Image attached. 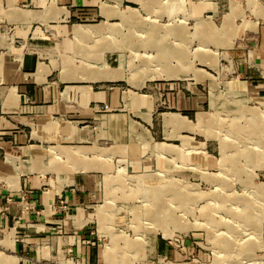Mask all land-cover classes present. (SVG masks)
I'll list each match as a JSON object with an SVG mask.
<instances>
[{
	"label": "rangeland",
	"instance_id": "obj_1",
	"mask_svg": "<svg viewBox=\"0 0 264 264\" xmlns=\"http://www.w3.org/2000/svg\"><path fill=\"white\" fill-rule=\"evenodd\" d=\"M155 1L157 14H149L158 16L157 20L148 19L147 11L138 8L119 9L121 0L114 6L101 2L106 21L98 15L71 16L67 23H79L70 27L71 35L57 33L52 39L57 45L51 51L54 58L46 55L52 66L40 63L38 80L61 66L64 80H113L102 86L115 85L122 91L141 87L138 92L148 93L154 104V120L152 127L147 126L150 133L134 123L132 134L123 121L118 141L102 138L94 143H66L82 147L62 145L56 139V144L46 149L32 148L37 153L30 158V170L56 174L49 192L76 181L69 171L88 172L97 180L87 225L93 230L90 243L82 238L80 246L77 242L72 246L65 230L58 228L54 235L59 238L49 236L33 244L41 250L45 246L57 261L68 264H264V67L254 65L257 74L253 77L241 71L260 52L253 24L264 26V14L259 10L264 11V0ZM4 4L0 0V33L8 37L23 25L13 21H22L29 13L11 3L4 10ZM169 6L173 9L167 16L163 7ZM229 13L236 15L235 24L244 19L247 26L240 27L229 45L217 46L206 33L211 38L215 34L221 37L218 32L224 33L226 23L222 24ZM37 25L41 30L38 36L46 44L45 38L51 35L42 24ZM27 39L13 38V43L18 40L16 48L25 50L31 47ZM51 78L60 79L59 68ZM168 87L185 88L187 95H196L197 109L184 112L195 130L180 115L165 119V123L169 117L176 120L169 126L186 129L183 133L187 136L162 133L161 112L170 106ZM126 98L146 104L138 93L129 92ZM72 118L91 129L108 132L112 127L105 114L98 119ZM55 126L49 120L45 128ZM131 145L132 153L113 154V147ZM18 168L14 173H0V180L12 183ZM54 176L49 175L51 179ZM144 179L151 182L146 186L152 191L137 187ZM157 189L159 195L150 196ZM176 192L182 194L174 196ZM28 209L24 201L23 210ZM86 245L94 247L91 252ZM57 261L46 260V264Z\"/></svg>",
	"mask_w": 264,
	"mask_h": 264
},
{
	"label": "crops",
	"instance_id": "obj_2",
	"mask_svg": "<svg viewBox=\"0 0 264 264\" xmlns=\"http://www.w3.org/2000/svg\"><path fill=\"white\" fill-rule=\"evenodd\" d=\"M169 1L163 0L162 3L169 4ZM101 2L112 6L118 4V0H4V10H8L9 3H11L23 11H28L29 14L22 21H13L21 22L23 25L13 29L10 36L7 37L0 33V173H14L18 166L21 171L13 177L12 183L0 180V253L11 255L13 258L1 256V264H8L10 261L17 262L16 260H18L17 264H46V260L57 261L51 250L47 251L45 246L41 250L33 243L49 236L53 240L59 238L60 236L54 235L57 234L58 228L65 230L67 238L72 241V246L76 242L80 246L78 242L82 238L86 239L85 241L88 243L93 238V230H90L87 225L90 221L89 217L92 215L90 203L96 196L97 180L95 176L80 170L69 171L76 181L65 185L58 192H49L54 187L56 174L54 172L40 174L30 170L31 153L29 151L32 148L46 149L50 144L55 145L56 139L62 145L82 147L84 146L72 143H92V141L94 143V140L102 138L118 141L123 131L121 128L123 121L130 134H132L134 123L139 129L145 128L148 131L147 126L152 127L153 125L154 104L148 93L138 92L141 87L132 86L133 89L127 88L122 91L115 85L102 86V84L110 83L113 80L94 82L64 80L62 79L61 66V68L58 66L52 68L43 80L37 78L40 63L52 66L51 58L46 56L52 54L54 58L51 51L55 50L57 45L52 39H55L57 33L71 35L70 27L79 24H69L67 18L78 15L91 18L98 15L102 16L103 21H106V18L101 14ZM155 2L157 1L121 0L119 9L123 10L129 6L147 11V18L154 21L158 16L154 18L150 14L155 13L157 9L153 8ZM209 7L212 6L209 5ZM166 8L163 7V11H167L163 13L170 14L173 8L170 6ZM175 10L176 8L173 11L175 12ZM259 10L261 14H264L262 9ZM140 16L142 15L140 14ZM3 17L11 21L6 16ZM235 17L234 14H225L222 24L223 27L226 23L225 31L224 33L218 32L223 35L217 37L215 34L217 37L215 40V37L211 38L207 32V37L211 41L214 40L213 42L217 46L229 45L232 39L234 41L235 38L232 36L238 33L240 27H244L245 24L247 26L244 19L243 23L235 24ZM57 22H62V24H57ZM38 23L44 26L45 33L51 35L45 38V43L48 41L46 44H43L38 36L41 32ZM213 24L217 29L215 22ZM253 25V37L259 36L261 44L257 58L254 57V61L250 58L248 63L242 66L241 71L247 77L256 76L257 71L253 70L254 65L259 68L264 67V26L258 27L256 23ZM216 32L215 30L214 33ZM26 36L31 47L25 50L17 49L18 45L15 42L18 40L13 43V38L21 37V40L25 42ZM42 45L47 48L43 47L42 49ZM41 51L42 53H40ZM57 68L60 69L58 81L51 78ZM240 82L244 81L240 80ZM60 84L63 86L60 87ZM81 86L89 87L90 90L79 89ZM167 89L170 106L168 110L161 112L162 133L169 131L174 135H186L183 133L187 131L186 129L176 125L169 126L176 120L173 121L169 117L165 123V119L168 115H180L181 118L186 119L187 126L195 130V124H191V120L187 115H184V112L197 109L196 95H187L188 92L185 88L168 87ZM129 92L143 95L146 104H142L140 100L135 102L127 100L126 94ZM196 93L197 87L194 86V94ZM103 108L107 110L106 113L100 112V109ZM104 114L109 117L112 124L108 131L110 133L101 128L91 129L88 125H80L81 120L72 118L80 116L81 118L98 119ZM127 117H137L139 120ZM49 120L55 122L54 129L45 128ZM67 142L72 143L66 144ZM130 143L131 141L126 144ZM152 143L156 144L153 141ZM163 146L166 145H160V147ZM113 148L114 155L134 151L133 145L124 149ZM8 155L11 159L8 158ZM42 161L45 159H41L40 162ZM49 175L55 176L51 179ZM24 201L29 206L28 211L23 210ZM97 207L96 218H98ZM67 217L71 221L67 220ZM84 248L91 252L94 247L86 245ZM79 250L82 251V249ZM102 254L107 262L105 248H103ZM61 262L68 264L67 261H57L56 263L61 264Z\"/></svg>",
	"mask_w": 264,
	"mask_h": 264
},
{
	"label": "bare ground",
	"instance_id": "obj_3",
	"mask_svg": "<svg viewBox=\"0 0 264 264\" xmlns=\"http://www.w3.org/2000/svg\"><path fill=\"white\" fill-rule=\"evenodd\" d=\"M263 146V145H262ZM30 153H31V157H33L37 152H35L33 149H31V151H29ZM33 153H34V155H33ZM151 182H148V181H146L145 179L143 180V181H141V183L137 186L138 188H140V189H145V191H149V190H151V188L149 187V186H146V184L148 185V184H150ZM145 186V187H144ZM147 187H149V188H147ZM163 190V188H161L160 189V192ZM152 191V190H151ZM158 191H159V189H157V190H153V192H151V194H150V196H153V197H156L155 195H157L158 194ZM162 193V192H161ZM178 194H182V193H173V195L175 196V195H178ZM159 195V194H158ZM158 200H159V198H158Z\"/></svg>",
	"mask_w": 264,
	"mask_h": 264
}]
</instances>
